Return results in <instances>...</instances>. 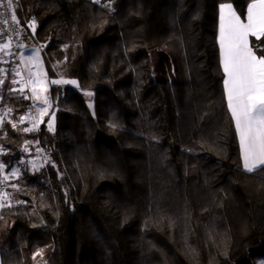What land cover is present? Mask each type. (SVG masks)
I'll use <instances>...</instances> for the list:
<instances>
[{
	"label": "trees",
	"instance_id": "obj_1",
	"mask_svg": "<svg viewBox=\"0 0 264 264\" xmlns=\"http://www.w3.org/2000/svg\"><path fill=\"white\" fill-rule=\"evenodd\" d=\"M229 2L244 19L249 0H14L50 106L21 124L27 91L3 76L0 181L19 174L0 208V264L264 260V170L241 167L219 66Z\"/></svg>",
	"mask_w": 264,
	"mask_h": 264
},
{
	"label": "snow or ice",
	"instance_id": "obj_2",
	"mask_svg": "<svg viewBox=\"0 0 264 264\" xmlns=\"http://www.w3.org/2000/svg\"><path fill=\"white\" fill-rule=\"evenodd\" d=\"M93 2L100 3L101 0H93ZM105 6L110 7V2ZM218 7L219 66L223 71V94L238 136L243 169L248 173H255L257 170H264V0H249L244 19H241V15L230 2L220 3ZM0 9L12 12L11 20L18 23L14 13V0H0ZM4 16L5 13L0 12V17ZM0 23L7 24L8 20L0 19ZM30 26L34 31L35 21H32ZM250 37H255V41L259 43L250 41ZM10 46V43L0 44V52L9 55ZM32 62H35L37 68L40 67L39 57L35 53L28 59V63ZM4 71L0 69V73ZM15 75L21 77L20 93H24L25 87H30L31 99L39 100L43 95L42 103L50 106L46 96L48 91L46 82L40 72L33 73L29 70L28 76L23 77L21 71L16 70ZM17 82L15 79L12 81L13 84ZM4 83V79L0 78V84ZM51 83L76 84L77 82L61 79L52 80ZM12 90L16 91V89ZM85 95L91 96L92 93L86 92ZM89 107L92 105L89 104ZM37 111L44 115L48 114L47 107H37ZM30 119L35 127L36 117ZM24 120L25 117H20L21 123ZM12 126L17 125L13 123ZM29 130L24 129V131ZM49 130H52L51 122H49ZM4 168L5 165L0 164V173ZM18 171L14 169L10 175H4L2 181L18 175ZM12 187L16 186L12 185ZM8 199L7 193L0 192V208L11 207L7 203Z\"/></svg>",
	"mask_w": 264,
	"mask_h": 264
},
{
	"label": "built area",
	"instance_id": "obj_3",
	"mask_svg": "<svg viewBox=\"0 0 264 264\" xmlns=\"http://www.w3.org/2000/svg\"><path fill=\"white\" fill-rule=\"evenodd\" d=\"M93 2V0H88ZM112 3V0H101L100 3H94L99 6L106 7L105 5ZM0 12H4L5 16L0 17V19L6 18L8 20L7 24L0 23V44H9L10 43V48L8 49L9 55H5V60L4 64L0 67V69H4L5 71L3 73H0V78H3V76L10 72L12 73L15 77L21 80L20 76L15 75L16 70L21 71V76L27 77V71L24 66L23 62V55H22V50L20 47V35L18 33V30L16 28L15 22L11 20V15L12 12H7L5 9H0ZM5 32L7 34H5ZM27 91V96L28 98V109L23 112L20 117H25V120L23 123L20 122V117H19V122L23 125L27 126H32L33 121L30 119V117H36L35 124L37 123V120L39 118L38 112H37V107L39 106L40 101L39 100H33L31 99L32 93H31V88L30 87H25ZM49 101V100H48Z\"/></svg>",
	"mask_w": 264,
	"mask_h": 264
},
{
	"label": "crops",
	"instance_id": "obj_4",
	"mask_svg": "<svg viewBox=\"0 0 264 264\" xmlns=\"http://www.w3.org/2000/svg\"><path fill=\"white\" fill-rule=\"evenodd\" d=\"M218 36H219V7H218V28H217V42H218ZM250 41L251 39H255V37H250L249 38ZM218 49H219V43H218ZM33 53H35L37 55V52L35 50H23L22 51V55H23V62H24V66H25V69L27 71V74H29V70L33 73L35 72H40L42 74V77H43V70H42V67L40 66V68H36V64L35 62H32V63H28V59L29 57H31L33 55ZM219 53H220V49H219ZM31 54V56H29ZM40 62V61H39ZM223 72V71H222ZM39 90V89H38ZM227 103V102H226ZM238 138V136H237ZM238 143H239V140H238ZM240 149V148H239ZM241 167L243 169V166H242V161H241ZM244 170V169H243Z\"/></svg>",
	"mask_w": 264,
	"mask_h": 264
},
{
	"label": "rangeland",
	"instance_id": "obj_5",
	"mask_svg": "<svg viewBox=\"0 0 264 264\" xmlns=\"http://www.w3.org/2000/svg\"><path fill=\"white\" fill-rule=\"evenodd\" d=\"M29 56H31V54H30ZM40 66H41V65H40ZM36 68H37V67H36ZM39 68H40V67H39ZM43 98H44V96L42 95V96H41V99H39V101H40L41 104H39L38 107H47V109H48V105H44V104L42 103ZM37 112H38V111H37ZM38 115H39V118H38L37 123L35 124V126H37L38 124H40V123L43 121L44 117L46 116V115H44V114H42V113H40V112H38ZM0 118L3 119V115L0 114ZM2 119H0V123H1ZM33 127H34V126H33ZM15 169H18V168H15ZM18 170H19V169H18ZM11 172H12V171H11ZM11 172H10V173H6V174H4V175H10ZM18 174H19V171H18ZM16 176H17V175H16ZM16 176L11 177V178H10L9 180H7V181H2V185L0 186V192L7 193V194H8V189H9L8 183H9L11 180H13ZM4 184H5V185H4ZM7 202H8V201H7ZM254 260H255V259H253L252 261H254ZM256 263H257V264H263V263H264V260H258Z\"/></svg>",
	"mask_w": 264,
	"mask_h": 264
}]
</instances>
